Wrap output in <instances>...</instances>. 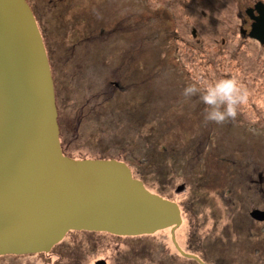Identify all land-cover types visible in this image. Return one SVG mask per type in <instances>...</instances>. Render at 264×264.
I'll use <instances>...</instances> for the list:
<instances>
[{"label": "rangeland", "instance_id": "rangeland-1", "mask_svg": "<svg viewBox=\"0 0 264 264\" xmlns=\"http://www.w3.org/2000/svg\"><path fill=\"white\" fill-rule=\"evenodd\" d=\"M256 1L264 3L47 0L48 14L41 12L38 20L58 88L64 154L116 158L139 179L140 173L152 192L179 204L177 244L208 264H264V222L245 218L253 207L262 208L264 199L242 189L244 176L239 181L238 173H227L228 160L239 157L251 171L264 170V45L239 31L240 26L250 29L245 7ZM156 54L158 63L150 60ZM228 78L238 82L246 99L236 106L234 118L210 126V145L198 146L196 133L205 128L199 118L207 109L199 94L186 98L183 89ZM102 80L111 86L119 82L127 93L105 96ZM140 107H146L144 123L138 119ZM189 136L196 137L197 149L188 153ZM232 147L241 151L222 152ZM146 149L153 159L148 164L141 162ZM159 168L167 175L160 177ZM234 203L237 210L229 206ZM239 219L245 220L242 226ZM249 228L257 232L247 238L242 232ZM98 259L106 264H196L179 255L169 229L142 236L71 231L49 252L4 255L0 264H91Z\"/></svg>", "mask_w": 264, "mask_h": 264}, {"label": "water", "instance_id": "water-1", "mask_svg": "<svg viewBox=\"0 0 264 264\" xmlns=\"http://www.w3.org/2000/svg\"><path fill=\"white\" fill-rule=\"evenodd\" d=\"M245 13L252 22L241 35L264 45V3ZM249 215L264 220L259 208ZM181 222L179 205L147 189L125 162L63 153L35 17L26 0H0V255L48 252L69 231L136 236L169 228L178 253L206 264L177 244Z\"/></svg>", "mask_w": 264, "mask_h": 264}, {"label": "trees", "instance_id": "trees-1", "mask_svg": "<svg viewBox=\"0 0 264 264\" xmlns=\"http://www.w3.org/2000/svg\"><path fill=\"white\" fill-rule=\"evenodd\" d=\"M28 2L30 4V6H31V9H32V11H33V13H34L37 21L39 20L40 22H42L40 16H43V15L41 14V12H46V16L48 14L47 0H34V3L32 2V4L30 3L29 0H28ZM50 17L48 16L47 17V20H50ZM38 24H39V22H38ZM40 30H41V28H40ZM43 42H44V45H45V48H46L47 47L46 41L43 40ZM144 51H145V47H144ZM46 52H47L48 58L51 59V54H50V51L48 50V48H46ZM148 59H150V58H148ZM150 60H152V61L154 60V62L158 63V62H160V57H159L158 54H156V55H153V58L150 59ZM78 63H80V62H78ZM94 67H96V69L98 70V68H97L96 65ZM98 72H99V70H98ZM52 75H53V72H52ZM53 80H54L55 87L57 88L55 75H53ZM102 82H103V92H104L105 96H106L107 92H108V94H112V96L123 95L124 94L123 93V90H126V93H127V88L125 87L124 89H122L121 84L119 82H117V81H114V85L115 86H111L110 82H106L105 83L103 80H102ZM142 85H143V88L146 87L145 83H143ZM57 90H58V88H57ZM144 93H146V90L145 89H144ZM106 98H108V97H106ZM138 100L139 101H142L141 98H139ZM57 101H58V95H57ZM134 107H136V106H134ZM204 107H205V109H207V107H206L205 104H204ZM120 109H121V106H118V108H116V109L112 108V109H110V111H113L114 110L115 112H117V110H120ZM189 109H190V107H187V110L185 111L187 114H188ZM197 115H198V112H197ZM197 115H189V116L196 117ZM145 117H146V107H140L139 113H138V119H141V123H144L145 122ZM212 124L213 125H216L218 123H215L213 121H208V120L205 119V117H203V119L202 118H199V125H201L200 127H205V128L204 129H198V133H196L197 137H198V135L201 136V142L198 143V146H203L206 143H208L209 145L211 144L208 140L210 139L209 133L211 132L210 126ZM214 127H216V126H214ZM250 132H252V130H250ZM237 134H239L240 137L243 138V139H246L248 137V133H246V134L237 133ZM221 136L220 137L222 139L223 138V134ZM254 136L255 135H253L251 133L250 139L252 137H254ZM195 138L193 136L192 137L189 136V138L186 140L185 147L189 148L188 149V153L189 152H192V151H195L197 149L196 148L197 142H195ZM222 141H223V139H222ZM222 141H221L220 145L222 144ZM170 151L171 152H175V148L172 147L170 149ZM237 151H241V150L238 149V147H232V148L228 149L227 151H222V152H225L224 153L225 155H230L232 153H236ZM143 153L145 154L146 157H141V162L142 163H147L148 164V160L149 159L153 160L152 158H150V156H148L149 152H147V149ZM159 156H165L166 157V153H159ZM158 157H156V159ZM98 158H107V157H105V156H101V157L98 156ZM205 158L208 159L206 156H205ZM226 160H228V159H226ZM138 161H139V159H138ZM228 161H229V163L227 164V173H229V174L230 173H236V174L238 173L239 181H242V177L243 176H244V178H246L245 184H242L243 185V188L242 189H245V187H246L249 192L254 190L256 192V194H257L258 197L261 196L262 199H264V195H263V193H264V170L263 169L256 170L255 168H253V170L251 171V168H247L246 167V161L244 159H241L240 157L237 160H235V159H229ZM253 161H255V159H253ZM256 165L257 164L255 163L254 166L256 167ZM248 169H250V170H248ZM238 171H241V173L238 172ZM159 173H160V177H163L164 175H167L166 173H164V172L161 171V168H159ZM139 176L141 177V179H142V181L144 183V178L142 177V175L140 173H139ZM210 180H214V178H211L210 177ZM236 186L239 187V189H240V186L241 185L237 184ZM159 195H162V194L159 193ZM162 196H164V195H162ZM164 197H167V196H164ZM251 200H252V198H251ZM229 206H231L232 209L237 210V208L235 209V203L234 204H229ZM226 209H228V208H226ZM261 209H264V204H263V206H262ZM247 214H248V216L245 215L246 220L251 221V222L252 221L253 222L254 221L255 222H258V221L254 220V219H252L250 217L249 211L247 212ZM247 217H248V219H247ZM244 221L245 220H243V219H239V221H238L239 222V226H242V224H243ZM262 222H264V220H262ZM247 223H249V222H247ZM256 232L257 231H254V230H252V229L249 228V229L243 231L242 233L245 235V237L248 238V237H251L253 235H256L255 234ZM259 245L260 244H258V246ZM261 247H263V246H261ZM179 255H181V254L179 253ZM195 255L197 257H199L204 263L208 264V262L204 261V257L201 258L199 255H197V254H195ZM182 257H184V256H182ZM185 258H187V257H185ZM187 259H190V258H187ZM192 260L194 262H196V264H200L198 261H196L194 259H192Z\"/></svg>", "mask_w": 264, "mask_h": 264}, {"label": "clouds", "instance_id": "clouds-1", "mask_svg": "<svg viewBox=\"0 0 264 264\" xmlns=\"http://www.w3.org/2000/svg\"><path fill=\"white\" fill-rule=\"evenodd\" d=\"M182 94L186 98L199 94L201 102L207 106L205 119L218 124L234 118L236 106L246 99V94L234 78L217 80L202 89L196 84H188Z\"/></svg>", "mask_w": 264, "mask_h": 264}, {"label": "bare ground", "instance_id": "bare-ground-1", "mask_svg": "<svg viewBox=\"0 0 264 264\" xmlns=\"http://www.w3.org/2000/svg\"><path fill=\"white\" fill-rule=\"evenodd\" d=\"M28 1V0H27ZM30 1V3L32 4V2H31V0H29ZM257 13H256V11H253V15H256ZM248 19H249V17H248ZM252 20V19H251ZM250 20V21H251ZM54 21H55V16H54Z\"/></svg>", "mask_w": 264, "mask_h": 264}, {"label": "flooded vegetation", "instance_id": "flooded-vegetation-1", "mask_svg": "<svg viewBox=\"0 0 264 264\" xmlns=\"http://www.w3.org/2000/svg\"><path fill=\"white\" fill-rule=\"evenodd\" d=\"M252 5V4H251ZM249 23L251 22L249 19L247 20Z\"/></svg>", "mask_w": 264, "mask_h": 264}]
</instances>
